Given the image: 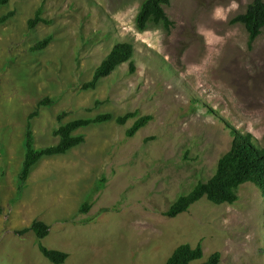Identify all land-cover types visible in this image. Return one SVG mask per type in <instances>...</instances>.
Wrapping results in <instances>:
<instances>
[{"label": "rangeland", "instance_id": "obj_1", "mask_svg": "<svg viewBox=\"0 0 264 264\" xmlns=\"http://www.w3.org/2000/svg\"><path fill=\"white\" fill-rule=\"evenodd\" d=\"M146 1L0 0V19L14 14L0 24V264H52L34 234H19L36 221L50 227L41 244L67 253L65 264H166L186 244L202 245L205 261L220 253L221 264H264V193L255 184L235 205L203 199L175 219L165 215L214 176L233 131L264 143V30L250 44L246 28L231 23L253 0H171L172 29L140 31ZM41 9L48 23L30 29ZM120 43L134 45L136 72L123 64L84 91ZM47 98L53 105L39 108ZM36 111L39 150L56 146L54 132L76 120L135 112L153 120L132 138L137 119L77 131L85 143L41 160L19 197Z\"/></svg>", "mask_w": 264, "mask_h": 264}, {"label": "trees", "instance_id": "obj_2", "mask_svg": "<svg viewBox=\"0 0 264 264\" xmlns=\"http://www.w3.org/2000/svg\"><path fill=\"white\" fill-rule=\"evenodd\" d=\"M170 4L171 0H147L137 17L138 29L146 31L149 24L153 23L157 25L163 24L167 30H171L174 23L165 10ZM42 13L43 10H39L36 19L30 21V29H35L39 23H48L41 18ZM13 15L12 13L0 19V24L6 23ZM231 23L233 25L244 26L249 33L250 44L254 43L264 30V0H253L249 4L247 11L235 17ZM51 41L52 37H49L39 42L32 48V51L39 52L46 49ZM134 55L135 48L133 44H117L109 56L97 68L93 79L86 83L82 89L84 91L97 89L103 79L111 76L120 66L126 63H130L131 73H135ZM53 103L52 99L47 98L38 107L52 106ZM100 104V102H97V105ZM38 116L39 112L36 111L29 117L25 141L26 156L19 176V197L26 187L33 168L41 160L66 155L74 148L85 143L84 136L75 135L77 131L114 120L118 125L124 126L130 119H137L134 126L127 132V136L132 138L153 120L152 116L139 117L138 112L118 118H114L112 114H101L94 119L76 120L65 126H61L54 132V135L59 138V143L56 146L39 150L36 148L32 127V120ZM63 117L64 115L60 116L59 120L62 121ZM233 136L232 148L220 159L214 176L207 182L199 183L190 193L179 197L165 214L167 217L175 219L188 212L192 206L198 204L203 199H207L215 205H235L239 201L241 188L246 184H255L264 193V143L260 145L252 135H244L237 131H233ZM106 181L104 179L99 182L98 192L104 189ZM89 209L90 204L86 203L82 208V213H86ZM2 211L3 209L0 206V212ZM49 233L50 227L39 221L34 222L30 228L19 232L21 236L34 234L40 243V252L50 263L65 264L69 259L67 253L50 250L41 244V241L47 238ZM221 262L222 256L220 253L213 254L205 261L202 245L194 248L186 244L178 247L166 264H221Z\"/></svg>", "mask_w": 264, "mask_h": 264}]
</instances>
